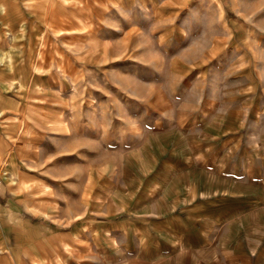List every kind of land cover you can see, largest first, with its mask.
Returning <instances> with one entry per match:
<instances>
[{
	"label": "rangeland",
	"instance_id": "obj_1",
	"mask_svg": "<svg viewBox=\"0 0 264 264\" xmlns=\"http://www.w3.org/2000/svg\"><path fill=\"white\" fill-rule=\"evenodd\" d=\"M0 99V254L145 264L156 238L171 256L165 228L193 242L238 205L227 247L253 258L264 195L240 169L264 158V0H0ZM11 197L47 227L35 260Z\"/></svg>",
	"mask_w": 264,
	"mask_h": 264
},
{
	"label": "crops",
	"instance_id": "obj_2",
	"mask_svg": "<svg viewBox=\"0 0 264 264\" xmlns=\"http://www.w3.org/2000/svg\"><path fill=\"white\" fill-rule=\"evenodd\" d=\"M120 3H121V0H120ZM34 68L37 69L36 66ZM9 98L13 99L12 97H9ZM0 103H1V99H0ZM2 107L3 108L5 107L4 110H7L9 109V107H11V105L8 104L7 106H2ZM13 107H15V104L13 105ZM11 135H12V130L10 128L0 129V158L3 161L8 158L7 152H9V150H7L8 149L7 146L9 145V139L12 137ZM17 160L21 161V159L13 157L14 163L13 165H11L12 173H10V175L7 176L6 178L7 180H11V181L14 180L15 171H17L16 167L19 166V164L17 163ZM240 170H241L242 176L246 175V176L253 178V181H255L254 182L255 184H253V186H255V188H257L258 191L261 190L260 193L262 192V194L264 195V158L258 160L255 158L248 157L244 161V163H242V167ZM236 173L237 171L234 174V178H238ZM3 186H2V189H3ZM2 189H1V192H2ZM240 193L241 192H236L233 198L237 199V198L245 197L243 193L241 194ZM251 195H254V194H251ZM0 197L2 198V199L0 198L1 200H4L5 198V197H2L1 195ZM246 197L251 198L250 193L247 194ZM3 204H5V207L7 208V210L15 217V219L18 222H23L25 224L24 228L22 229L16 222H13V224L12 222H10V224L20 227V229H22L25 232L27 237H25L24 240L22 238L23 241L21 240L19 244L27 245L28 252L26 256L28 258L33 257L35 260L36 257L38 256L37 254L38 252H36L37 249H36V239L35 238L37 235H39L41 229L47 228L46 225L41 222L34 223L28 220V218L25 217L24 215L19 213V211L21 212L20 209L19 210L14 209L13 208L14 202L12 201V197L10 198V200H7ZM229 208H230L229 212H231V215H233L230 218H228L225 214H223L220 211V214L218 216L204 219L205 226L200 229H196V228L194 229V232L196 235L194 237L195 239L193 242L192 241L186 242L182 234L180 236H174V232L172 230L165 228V231H166L165 235L169 241L167 244H169L173 248L172 249L173 252L178 251L180 249V246H188L191 252L190 254L191 257L187 259L188 264H210L213 262L214 263L217 262L216 264H244L245 255H242L241 253H238L234 250H229V248L227 247V233H228V230L231 229L230 226L232 225L230 220L233 219V217L237 216L241 211H243L244 207L237 205V206H231ZM15 210L18 212V214H15L17 213L15 212ZM160 232H158V235L164 234ZM254 234H256V239L258 240L256 242L258 243L256 244V246L254 245L255 247L253 246V249H252L254 259L250 256L251 261L253 263L249 260V256H247V260H249L248 264H254L255 262H256L255 264H258L260 261L264 260V227L257 226L254 229ZM159 240L161 243H164L163 237L159 238ZM1 242H4L3 245H5L6 247L11 245V243L10 244L6 243V241L4 240H2ZM149 245L151 244L149 243ZM154 245H157V248H154L153 250H151V253H149L151 255L144 256V257H150V258H141V260L145 264H165L164 261L167 260V257H171V259L166 261L167 264H180V260H178L180 257L178 253H181L180 251L178 253L172 252L171 256H165L164 253L159 251L158 246H160V243L159 241H157V238H156V242H154ZM192 252L198 253L202 257L196 256ZM17 253L9 252V254H4V253L0 254V261L7 260V262L11 261L13 264L14 263L19 264L21 261L20 258L22 256H20V254H17Z\"/></svg>",
	"mask_w": 264,
	"mask_h": 264
},
{
	"label": "built area",
	"instance_id": "obj_3",
	"mask_svg": "<svg viewBox=\"0 0 264 264\" xmlns=\"http://www.w3.org/2000/svg\"><path fill=\"white\" fill-rule=\"evenodd\" d=\"M2 186H3V177H2V174L0 172V193H1Z\"/></svg>",
	"mask_w": 264,
	"mask_h": 264
},
{
	"label": "bare ground",
	"instance_id": "obj_4",
	"mask_svg": "<svg viewBox=\"0 0 264 264\" xmlns=\"http://www.w3.org/2000/svg\"><path fill=\"white\" fill-rule=\"evenodd\" d=\"M7 178V177H6Z\"/></svg>",
	"mask_w": 264,
	"mask_h": 264
}]
</instances>
